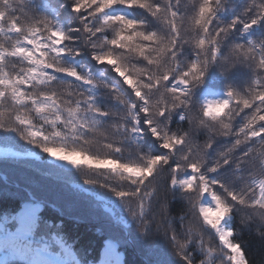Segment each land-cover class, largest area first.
I'll use <instances>...</instances> for the list:
<instances>
[{"label": "snow or ice", "instance_id": "snow-or-ice-1", "mask_svg": "<svg viewBox=\"0 0 264 264\" xmlns=\"http://www.w3.org/2000/svg\"><path fill=\"white\" fill-rule=\"evenodd\" d=\"M84 56L114 76L89 71ZM213 74L223 98L201 102ZM0 132L51 167L86 166L83 185L114 198L144 244L163 241L179 264H251L239 236L251 228L264 240V0H0ZM97 137L93 153L84 146ZM161 181L184 203L179 231L167 203L153 212ZM35 187L0 193L13 203L0 213V264H124L111 235L98 260L77 258ZM57 200L68 220L91 213L70 194ZM146 264H167L165 252Z\"/></svg>", "mask_w": 264, "mask_h": 264}, {"label": "trees", "instance_id": "trees-1", "mask_svg": "<svg viewBox=\"0 0 264 264\" xmlns=\"http://www.w3.org/2000/svg\"><path fill=\"white\" fill-rule=\"evenodd\" d=\"M189 1V0H187ZM186 1V5L188 2ZM41 3L47 2V0H40ZM235 2L239 3L242 0H235ZM127 13L131 16H142L143 13L139 11L126 10ZM70 10L67 13L62 12L63 19L61 23H66L70 18ZM80 63L85 65V67L92 72H104L107 77H113L114 75L110 74L106 71V66L104 65H95L91 58L88 56H84L78 58ZM211 84L207 90L200 92L197 94L198 99L203 102L206 98V91L213 90L215 92L216 100L223 98V90H224V81L219 79L213 74L211 77ZM239 82V80L237 81ZM39 127V124H37ZM147 150L150 152H156L159 150L158 145L153 144L150 140L146 141ZM22 158H32L35 163L38 164H53L54 162L43 153H36L39 156L37 159L35 156H30L27 152H19ZM47 161V163H44ZM90 172L86 166L81 169H69V172L79 171ZM33 172L28 173L29 177H31L30 182L27 183L29 179H25L22 177H17L16 175L10 176L4 172H0V193H7L8 195H17L23 197L26 192L36 191L37 185H39V192L41 195H44L49 198V203L45 207L43 215L46 219L50 220L53 224H61L64 225L61 229H53L52 231L57 234L63 236L65 241L71 244L74 248V251H85L86 254L78 256L77 258L83 257L89 262L93 260H88L89 258L96 255V252L101 249V242L103 239L108 236H113L121 241L120 252L122 254V259L124 260V264H146V260L149 256H155L158 252L164 251L167 259V264H179L178 259L172 254L171 250L167 247L166 244L162 241V247L164 249L151 248L149 245L144 244V238L138 234V237L132 233V231L125 229L115 223H111L110 220H105L107 216L106 211L102 208L99 201L96 199L97 188H92L89 186L81 185V187H74L71 184H67L65 187H61L59 182L54 181L48 176L38 175ZM39 178L36 181V178ZM51 185V186H50ZM80 188V189H78ZM82 189V190H81ZM63 191H67L73 194H79L86 196L88 201L86 200L83 204L87 205L89 209H91L90 214H81L78 220H68L67 217H61L57 212L56 208L60 206L57 203V198L60 196V193L65 194ZM68 194V193H66ZM71 197L73 195L71 194ZM158 203H155L153 212L159 218L160 213L162 211L161 205L167 203L169 217L174 218L172 220V227L179 231L180 230V222L176 217L182 215V210L184 208V203L178 197L173 198L172 196L165 195L163 189V182L161 181L160 191L158 193ZM55 205V206H53ZM13 207V203L11 200L7 199L4 195H0V213H3L5 210H11ZM157 213V214H156ZM126 221L128 225L133 227L135 231H138L135 226L131 223V221L127 218ZM237 229H240L239 218H237L236 224ZM138 238H141L139 240ZM239 239L245 242V251L248 255L251 264H264V240L253 231L251 228L243 229ZM154 240V238H153ZM89 255V256H88Z\"/></svg>", "mask_w": 264, "mask_h": 264}, {"label": "rangeland", "instance_id": "rangeland-1", "mask_svg": "<svg viewBox=\"0 0 264 264\" xmlns=\"http://www.w3.org/2000/svg\"><path fill=\"white\" fill-rule=\"evenodd\" d=\"M187 0H184V3L186 4ZM188 6L191 5L192 0L187 1ZM64 13H67V11H64ZM110 73V72H109ZM111 74V73H110ZM114 75V74H112ZM207 100H214L213 93L208 94ZM5 122H7V114L3 117ZM99 137H97L96 142L85 145L84 147L89 149L91 152L95 153L97 151H102L99 144ZM80 145H77L79 147ZM10 150L11 152L18 153L19 152H27L32 151L38 153V150L34 149L31 145L27 144L25 141H22L19 138V135L16 133H3L0 132V150ZM52 164H38L35 163L32 158H22L20 155L17 157H4L0 155V172H4L6 174H9L10 176L16 175L17 177H22L25 179H29L27 183L30 182L31 177H29L28 173L33 172L37 173L38 175H44L48 176L49 178L53 179L56 182H59L61 184V187H65L67 184H71L74 187H81L83 185L82 181L85 176L92 177L93 174L91 172L86 171H79L76 172H69V169L71 167L67 165H59L58 167H51ZM32 173V176L34 175ZM98 178V177H96ZM39 178H36V181H38ZM80 189V188H78ZM97 194L96 199L99 201L100 205L106 211L107 216L105 220H110L111 223H115L116 225H119L125 229L129 228L128 230L132 231L134 235L138 237V231H135V229L128 225V222L126 221L127 214L124 213L119 207L116 206L114 198L110 197L105 193L103 190L97 188ZM82 190V189H81ZM65 194H72L73 199L76 202L84 203L86 200L88 201L86 196L79 195V194H73L67 191H63ZM58 199V198H57ZM57 203H61L59 200H57ZM155 213V212H154ZM157 214V213H156ZM134 226V224H133ZM158 239L157 237L153 236L151 239ZM142 241L141 238H138ZM162 243V241H161ZM148 246V245H147Z\"/></svg>", "mask_w": 264, "mask_h": 264}]
</instances>
